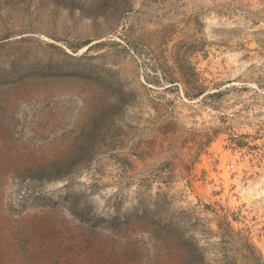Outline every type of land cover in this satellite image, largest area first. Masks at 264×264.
<instances>
[{
	"label": "rangeland",
	"instance_id": "1",
	"mask_svg": "<svg viewBox=\"0 0 264 264\" xmlns=\"http://www.w3.org/2000/svg\"><path fill=\"white\" fill-rule=\"evenodd\" d=\"M0 264H264V0H0Z\"/></svg>",
	"mask_w": 264,
	"mask_h": 264
}]
</instances>
